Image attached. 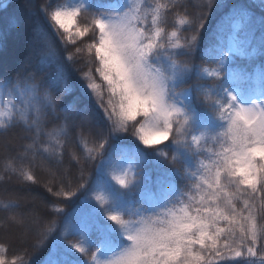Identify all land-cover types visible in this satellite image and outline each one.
Instances as JSON below:
<instances>
[{
  "label": "snow or ice",
  "instance_id": "snow-or-ice-1",
  "mask_svg": "<svg viewBox=\"0 0 264 264\" xmlns=\"http://www.w3.org/2000/svg\"><path fill=\"white\" fill-rule=\"evenodd\" d=\"M0 7L5 47L34 5ZM35 7L24 59L0 73V135L20 128L28 137L4 171L35 182L23 168L30 157L29 168L47 166L53 195H78L79 204L62 227H38L32 251L52 237L44 264H218L258 251L264 264V244L257 248L264 240L257 221L264 212V2L259 15L246 0H199L196 16L180 0ZM44 21L69 43L84 42L76 51L92 57L102 84L85 73L86 90L81 83L78 95L61 99L76 82ZM122 134L138 143L114 144ZM69 148L82 178L76 191L60 173ZM148 161L157 177L145 183ZM3 207L23 222L18 205ZM51 210L63 212L58 202ZM7 252L0 245V264H18Z\"/></svg>",
  "mask_w": 264,
  "mask_h": 264
},
{
  "label": "trees",
  "instance_id": "trees-1",
  "mask_svg": "<svg viewBox=\"0 0 264 264\" xmlns=\"http://www.w3.org/2000/svg\"><path fill=\"white\" fill-rule=\"evenodd\" d=\"M67 0H32L33 8L28 9L32 13L28 23L20 29V31L9 36L7 45L0 47V73L14 71L26 55V41L29 34L32 21L36 19V7H43L44 4H51L53 7L66 2ZM182 4L188 6L187 11L189 15L196 16L198 14L197 4L199 0H180ZM247 3L253 4V11L256 15L260 14L259 4L264 0H246ZM12 4L14 7L24 8L26 0H0V6ZM3 11V7H0V12ZM41 19H43L41 14ZM80 23L85 21L83 18H79ZM81 24V25H83ZM44 29L52 37L56 47L59 49L64 62L68 65V71L71 74V79L76 82L75 92L68 96L62 97L65 102L71 98V95H78L80 92V84L83 83L86 86L87 81L84 80L85 73H91L94 76L96 82L101 83L98 76H95V68L92 65V57L86 52H77L76 49L84 48V42L77 40L75 44L69 43L65 40V34H56L51 23L44 21ZM208 33L205 32L202 37V43L207 42ZM16 41V44L15 42ZM18 42V43H17ZM13 45H16L14 48ZM14 49L18 51L16 60L13 64H8L7 57L9 58L14 52ZM18 49V50H17ZM71 56V62L68 61V57ZM86 90V87H85ZM103 97L107 101L108 94L106 90H103ZM91 110L95 115L98 125L104 123L102 110L96 105L91 106ZM125 136L123 141H114L116 145H127L134 141L130 134H122ZM28 143V137L20 128H15L7 133V135H0V245H4L7 249V258L11 260L14 256L18 258V264H44L48 259L49 253L52 252V237L45 241L44 246L37 252L32 251V244L35 240V233L38 227H43L45 224L52 223L57 224L58 228L63 226V222L66 218L70 217L73 211L79 204L78 195L71 199L64 200L62 197H56L48 189L49 187H56V184L52 181L47 166H41L40 162L29 168V158H24L23 168L33 174L35 182L26 181L21 175H9L4 171L5 165L9 157H18L24 150L25 144ZM91 146V141L89 142ZM142 147V146H141ZM74 149H67L64 154L63 166L60 168V173L66 177L65 183L71 182V190L76 191L77 182L80 181L81 175L79 171V165L72 160V152ZM16 167H20L19 160L16 161ZM142 179L145 183L149 180L155 181L157 177L156 166L148 161L142 166ZM93 169L89 167L85 172L83 180H91ZM64 172V173H62ZM47 183V184H46ZM59 203V206L63 209L60 214L53 213L51 210L53 203ZM16 204L19 206V213H23V222H8V219L14 215L8 209H5V204ZM34 217V218H32ZM12 220V219H11ZM38 221V224L36 223ZM257 221L259 224H264V212H257ZM264 244V240L257 244V248L261 249V245ZM78 256V254H77ZM261 252L258 251L256 257H240L236 258L234 255L230 260L218 261V264H244V261L248 259H256L259 264V258ZM54 259L60 258L59 255L54 256ZM83 259V257H79Z\"/></svg>",
  "mask_w": 264,
  "mask_h": 264
},
{
  "label": "rangeland",
  "instance_id": "rangeland-1",
  "mask_svg": "<svg viewBox=\"0 0 264 264\" xmlns=\"http://www.w3.org/2000/svg\"><path fill=\"white\" fill-rule=\"evenodd\" d=\"M77 2H79V0H67L66 2H63L62 4H60V5H72V4H74V3H77ZM81 18H83V20L86 22V19H85V17L82 15L81 16ZM81 21L79 20V23H80ZM80 24H83V21H82V23H80ZM52 27V26H51ZM52 29H53V31L56 33V31H55V29L52 27ZM57 34V33H56ZM59 34H62V32H60ZM64 34V33H63ZM65 36V35H64ZM66 40V39H65ZM15 42V44H16V41H14ZM18 43V42H17ZM12 46L15 48L16 47V45H13L12 44ZM18 50V49H17ZM18 55V51H16L15 49H14V52H12V55H10V57L8 58L7 57V63L8 64H13L14 62H15V60H16V56ZM86 87V86H85ZM93 99H95V97H93ZM62 173H64V172H62ZM47 184V183H46ZM32 218H34V217H32ZM13 220H11V219H8V222H12Z\"/></svg>",
  "mask_w": 264,
  "mask_h": 264
}]
</instances>
